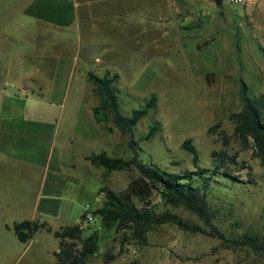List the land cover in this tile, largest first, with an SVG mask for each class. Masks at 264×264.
<instances>
[{
	"label": "rangeland",
	"instance_id": "rangeland-1",
	"mask_svg": "<svg viewBox=\"0 0 264 264\" xmlns=\"http://www.w3.org/2000/svg\"><path fill=\"white\" fill-rule=\"evenodd\" d=\"M30 1L0 0V129L37 139L51 134L49 144L69 176L57 189L59 213L37 218L53 229L80 223L85 213L93 215L103 205L104 189L120 194L141 178L134 168L109 171L85 163L86 155L103 151L131 156L129 135L110 116L100 113L102 120H95L98 98L87 79L88 71L117 74L113 86L124 115L143 107L151 94L157 97L155 112L134 129L145 162L172 173L195 170L183 146L191 139L201 167L213 168L214 153L226 152V175L210 186L205 217L185 203H169L150 179L141 182L140 195L133 198L138 209L176 216L198 230L176 221L146 230L130 220L107 227L95 216L83 222L82 237L97 232L99 238L88 263L264 264V149L252 136L238 134L230 117L242 109V82L249 95L264 94V0H222L221 5L216 0H77L69 27L77 38L64 44L60 30L36 28L23 13ZM37 50L62 57L52 74L35 56ZM38 73L47 74L43 89L33 85ZM150 115L162 129L144 140ZM46 174L45 166L0 165V264H56L59 239L53 232L39 231L29 244L14 231V223L32 219ZM246 234L259 239L247 243Z\"/></svg>",
	"mask_w": 264,
	"mask_h": 264
},
{
	"label": "trees",
	"instance_id": "trees-1",
	"mask_svg": "<svg viewBox=\"0 0 264 264\" xmlns=\"http://www.w3.org/2000/svg\"><path fill=\"white\" fill-rule=\"evenodd\" d=\"M199 49L203 48V44L197 45ZM118 75L112 77L108 73L99 76L92 71L87 72V79L93 85V93L98 98L97 105L93 108L94 118L97 122L102 118L100 113L110 116L114 126L122 133L129 135L128 147L131 156L127 159L121 157H111L105 151L92 153L86 157L92 164L102 166L105 169L120 170L124 168H134L140 174L139 180L131 183L120 194H116L112 190H105V200L101 207L93 211V218L100 216L104 226H112L116 221L124 222L130 220L134 224L140 225L142 230H146L152 224H160L167 221H176L177 224L186 229L198 230V228L185 224L176 216L173 218L165 216H156L153 210L138 209L134 202V197L140 195V183H146V179L159 184L162 196L169 203L182 202L192 208L200 216L205 217L207 212V193L213 183L218 182V175H226L223 172L225 167L226 152H215V160H213V168L201 167L198 164V151L191 139H187L183 146L193 156L195 170L186 171L184 173H172L161 170L160 167L152 163L145 162L139 153V141L134 137V129L141 119L146 117L150 111L152 113L157 109L156 94H151L143 107L135 108L129 116L121 111L119 96L113 86L114 79ZM240 99L242 101V109L231 114V120L235 124V130L241 135H250L254 138L260 148L264 149V94L251 96L247 92L244 82L240 86ZM151 125L144 140H149L162 129V124L153 115H150ZM73 225L61 226L53 229L51 225L40 218L24 219L14 224V231L18 238L23 242L30 241L35 233L46 230L53 232L55 237L59 239V250L54 251L53 255L56 264H89L88 258L97 252L99 238L97 232L82 237L85 231L83 221ZM214 234L220 238L225 236L218 229L213 227ZM213 234V233H212ZM247 243H256L259 239L256 234L245 235Z\"/></svg>",
	"mask_w": 264,
	"mask_h": 264
},
{
	"label": "crops",
	"instance_id": "crops-1",
	"mask_svg": "<svg viewBox=\"0 0 264 264\" xmlns=\"http://www.w3.org/2000/svg\"><path fill=\"white\" fill-rule=\"evenodd\" d=\"M78 7L79 3L77 0H75L74 5L69 0H31L23 6V13L32 18L36 28L40 26L46 28V31L52 32L60 30L59 32L63 34L59 38L62 39L64 44V41H69L72 36L77 38L76 33H73V35L70 33L71 29L69 27H72L74 23L75 9L77 13ZM53 52L37 50L35 54L42 63L45 62L49 65H47L50 68L49 73H53L54 62L62 58L56 52ZM56 56L58 57L56 58ZM51 62L52 65L50 64ZM46 75L38 73L36 75L38 80L34 79L33 85L40 86L41 89H43L41 86L45 88L43 78ZM50 137L51 134L48 136L43 135L42 138L37 139L33 135L22 134L17 130L3 131V129H0V165L45 166L47 174L40 183V188L32 206L31 211L34 214L32 219L45 213H59L61 199L57 189L62 188L63 184H66L69 179V176L59 167L63 165L59 161L57 150L51 147L52 144H49L50 139H52ZM87 156H85V163L89 162L91 166H96L86 159ZM49 177L51 178L48 182ZM31 240L30 242L28 241L29 244L32 243Z\"/></svg>",
	"mask_w": 264,
	"mask_h": 264
},
{
	"label": "built area",
	"instance_id": "built-area-1",
	"mask_svg": "<svg viewBox=\"0 0 264 264\" xmlns=\"http://www.w3.org/2000/svg\"><path fill=\"white\" fill-rule=\"evenodd\" d=\"M235 3H243L245 0H233ZM93 215L91 214V213H87L86 214V217H85V219H84V223H89V222H91V221H93L94 220V218L92 217Z\"/></svg>",
	"mask_w": 264,
	"mask_h": 264
},
{
	"label": "water",
	"instance_id": "water-1",
	"mask_svg": "<svg viewBox=\"0 0 264 264\" xmlns=\"http://www.w3.org/2000/svg\"><path fill=\"white\" fill-rule=\"evenodd\" d=\"M216 2H217L218 5L222 4V0H216Z\"/></svg>",
	"mask_w": 264,
	"mask_h": 264
}]
</instances>
